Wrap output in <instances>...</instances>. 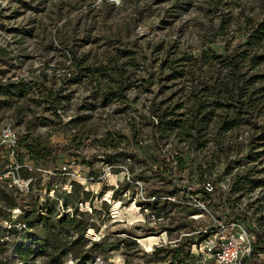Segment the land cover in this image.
I'll use <instances>...</instances> for the list:
<instances>
[{"label":"rangeland","instance_id":"374dc122","mask_svg":"<svg viewBox=\"0 0 264 264\" xmlns=\"http://www.w3.org/2000/svg\"><path fill=\"white\" fill-rule=\"evenodd\" d=\"M262 19L264 0H0L19 88L0 92V264H214L215 233L264 239V84L229 86L226 63Z\"/></svg>","mask_w":264,"mask_h":264},{"label":"trees","instance_id":"16d2710c","mask_svg":"<svg viewBox=\"0 0 264 264\" xmlns=\"http://www.w3.org/2000/svg\"><path fill=\"white\" fill-rule=\"evenodd\" d=\"M226 61L227 66L229 67V79L227 81L229 86L236 84V79L241 76L243 77L244 85L256 84L259 79L260 81L262 80L261 83L264 84V19L258 21L257 25L253 26L250 31L247 32L246 41L240 44L238 50H234L233 53L227 55ZM17 90H19V88L16 82L0 84V92H2L5 96L8 94H14ZM248 98H246V100L244 99V102L248 103ZM227 125L231 126V124ZM155 126L159 128V125ZM261 128L263 130L264 126H261ZM6 165L7 161L4 162L1 168L5 169ZM206 172L208 175V171L201 168L197 169L196 172L189 170L188 176H190L189 178L192 181L193 176L196 175V183L202 184L204 182ZM190 187L192 186L190 185ZM196 190L197 189L193 191L190 190V193L194 194L196 193ZM204 192L208 193L205 189ZM83 193L86 194L87 192L84 190ZM65 205H67V203H65ZM70 221H73V218H71ZM86 229L88 228L85 227L82 231L85 232ZM256 248L264 250V239L260 235H258L257 242L255 243V250Z\"/></svg>","mask_w":264,"mask_h":264},{"label":"built area","instance_id":"2783aa9c","mask_svg":"<svg viewBox=\"0 0 264 264\" xmlns=\"http://www.w3.org/2000/svg\"><path fill=\"white\" fill-rule=\"evenodd\" d=\"M202 183L211 184L207 180ZM206 187V186H205ZM200 213L193 215L194 219H200ZM199 216V217H198ZM223 226V222H220ZM256 234L247 230H243L237 237L226 236L221 232L215 233L213 237H208L204 243H201L200 250L208 258L213 260L214 264H245V260L253 252H255Z\"/></svg>","mask_w":264,"mask_h":264},{"label":"bare ground","instance_id":"6f19581e","mask_svg":"<svg viewBox=\"0 0 264 264\" xmlns=\"http://www.w3.org/2000/svg\"><path fill=\"white\" fill-rule=\"evenodd\" d=\"M162 236V235H161ZM165 237V236H164ZM161 238V237H160ZM145 240H148L149 241V248L148 249H152L154 248L155 244L158 243V240H159V236L158 235H149L147 236L146 238H144ZM143 240V239H141Z\"/></svg>","mask_w":264,"mask_h":264}]
</instances>
